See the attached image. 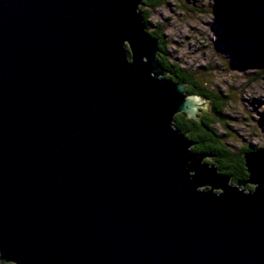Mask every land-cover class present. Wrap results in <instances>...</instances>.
<instances>
[{
  "label": "water",
  "instance_id": "95a60500",
  "mask_svg": "<svg viewBox=\"0 0 264 264\" xmlns=\"http://www.w3.org/2000/svg\"><path fill=\"white\" fill-rule=\"evenodd\" d=\"M141 2L0 0V264H264V147L192 148Z\"/></svg>",
  "mask_w": 264,
  "mask_h": 264
},
{
  "label": "rangeland",
  "instance_id": "374dc122",
  "mask_svg": "<svg viewBox=\"0 0 264 264\" xmlns=\"http://www.w3.org/2000/svg\"><path fill=\"white\" fill-rule=\"evenodd\" d=\"M224 0H164L150 8L154 27H163L169 59L190 69L213 66V80L231 93L225 109L227 125L217 122V130L235 152L246 145L264 147V75L249 80L255 67L245 66L251 49L242 41L232 43L229 29L217 14L205 10ZM142 4V3H141ZM240 45V47H239ZM236 47L238 53L233 50ZM260 55V53H258ZM259 57V56H258ZM199 108L211 112L209 99L201 96ZM204 105V106H201ZM200 108L198 113L204 112ZM209 158L210 156H206ZM211 160L212 157H211ZM252 184L249 183L248 187Z\"/></svg>",
  "mask_w": 264,
  "mask_h": 264
},
{
  "label": "trees",
  "instance_id": "16d2710c",
  "mask_svg": "<svg viewBox=\"0 0 264 264\" xmlns=\"http://www.w3.org/2000/svg\"><path fill=\"white\" fill-rule=\"evenodd\" d=\"M163 1L142 0L139 7L145 19L147 30L159 38V61L168 69L170 76L175 81L187 83V93L199 94L209 99L211 103V112L201 108L204 112L198 113V118L189 116L186 111L177 112L174 117V125L187 132L188 137L194 141L192 148L195 151L206 152L210 156V159L205 158L206 161L216 162L221 172L231 174L232 180L245 178L248 176V171L244 152L256 149V146L248 144L239 152H235L217 130V122L223 121L227 125L225 117L228 114L225 109L231 93L214 83L212 76L214 67L206 63L200 66L202 68L190 69L181 65L177 60L169 59L163 27L160 25L153 26L149 17L150 8L145 7H153ZM205 10H209L222 18L229 29L230 37L232 36V43L239 40L251 49L249 57L242 65V67H255V71L248 75V79L253 80L264 75V0H224L219 6L214 4ZM234 48L233 51L238 53V49ZM4 264L14 263L6 262Z\"/></svg>",
  "mask_w": 264,
  "mask_h": 264
}]
</instances>
